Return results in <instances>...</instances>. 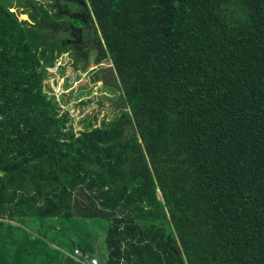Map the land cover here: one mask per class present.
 <instances>
[{"label":"trees","instance_id":"1","mask_svg":"<svg viewBox=\"0 0 264 264\" xmlns=\"http://www.w3.org/2000/svg\"><path fill=\"white\" fill-rule=\"evenodd\" d=\"M83 1L122 103L75 129L60 15L0 0V264H264V0Z\"/></svg>","mask_w":264,"mask_h":264},{"label":"rangeland","instance_id":"2","mask_svg":"<svg viewBox=\"0 0 264 264\" xmlns=\"http://www.w3.org/2000/svg\"><path fill=\"white\" fill-rule=\"evenodd\" d=\"M11 10L17 13L19 19L30 22V18L26 13H18L16 8H12ZM92 55H96L94 49H92ZM65 56L64 54V57L61 59L63 63L67 60ZM103 61L105 66H107L106 69L93 75L91 72L94 71L96 65L99 66L98 63L96 65L89 63V66L87 65L86 67L76 66L74 63H66L63 69L61 68L63 66L61 64L59 67L54 66L47 70V77L44 79V91L54 93L56 98L62 94V96L68 98L67 102L63 103L62 108L68 110L69 115L73 118L75 129H80L81 127V124L78 122V118L81 117L80 113L97 110L99 117L105 113L111 115L117 110L118 105L122 103L116 87L113 86V90L111 91L112 85L108 81L105 82V80L109 79L113 83L114 75L113 71H111L109 58L104 56ZM95 71L98 70L95 69ZM82 98H86L84 99L85 101L83 100L84 103H81ZM73 264L78 263L74 262Z\"/></svg>","mask_w":264,"mask_h":264},{"label":"flooded vegetation","instance_id":"3","mask_svg":"<svg viewBox=\"0 0 264 264\" xmlns=\"http://www.w3.org/2000/svg\"><path fill=\"white\" fill-rule=\"evenodd\" d=\"M50 4H52L50 13L52 15L56 13L60 16L54 17L52 21H46L43 25L46 27L49 40L51 42L60 40L62 45L67 46L65 57L68 63H74L79 67L89 66V63H94L95 65L98 63L99 66L96 65L94 67V71L91 72L92 75L104 71L107 66L104 64V55L101 53L102 49L98 44V40L95 37L85 38L86 35H93L88 23L89 14H87L88 7L85 1L50 0ZM61 18L64 19L59 20ZM76 19L78 22L75 21ZM29 20L30 23H35L34 20ZM92 49H94L96 55H92ZM95 69L98 71H95Z\"/></svg>","mask_w":264,"mask_h":264},{"label":"built area","instance_id":"4","mask_svg":"<svg viewBox=\"0 0 264 264\" xmlns=\"http://www.w3.org/2000/svg\"><path fill=\"white\" fill-rule=\"evenodd\" d=\"M74 253L77 256V258L79 260H82L85 264H97V258L96 257L92 256L89 259H87L86 255H84L82 253V251L80 250V248H78V247L74 248ZM79 255H83L84 259H86V260H83V258L82 259L79 258Z\"/></svg>","mask_w":264,"mask_h":264}]
</instances>
